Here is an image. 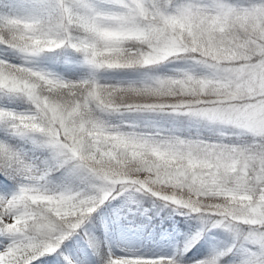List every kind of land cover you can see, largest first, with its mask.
I'll return each mask as SVG.
<instances>
[{
	"label": "snow or ice",
	"instance_id": "6c2138e0",
	"mask_svg": "<svg viewBox=\"0 0 264 264\" xmlns=\"http://www.w3.org/2000/svg\"><path fill=\"white\" fill-rule=\"evenodd\" d=\"M35 0L25 19H0V44L23 57L0 61V91L32 105L26 114L0 110L19 137L38 136L57 167L87 175L92 190L43 187L47 171L0 146V172L21 178L0 199V234L11 243L0 264H34L52 255L117 188H133L234 231L245 229L264 252V0L238 7L229 0ZM72 48L93 72L153 68L184 61L187 70L148 83L78 82L35 70L46 52ZM160 114L232 130L247 144L181 136L164 129L112 125L104 117ZM110 264H171L118 258ZM208 264H219L213 259ZM245 264H256L249 260Z\"/></svg>",
	"mask_w": 264,
	"mask_h": 264
},
{
	"label": "rangeland",
	"instance_id": "374dc122",
	"mask_svg": "<svg viewBox=\"0 0 264 264\" xmlns=\"http://www.w3.org/2000/svg\"><path fill=\"white\" fill-rule=\"evenodd\" d=\"M89 2L106 11H115L107 0H89ZM161 6L164 0H156ZM186 0H173L172 7L182 6ZM258 0H229L234 6H252ZM35 0H0V19H25L33 14ZM70 56L73 69L60 71L41 64L37 59L33 68L67 80L75 76V80L97 79L100 83L141 84L157 78H165L187 70L190 64L184 61L164 62L155 68H140L121 71L93 72L84 62L83 54L75 49L62 48ZM0 61L19 65L23 57L15 50L0 44ZM160 68V72L158 70ZM70 75V76H69ZM0 110L16 114H26L32 111L31 103L18 94L0 91ZM112 125L135 123L138 130L147 131L154 128L164 129L181 136L200 137L206 140H218L221 133L228 134L226 143L247 144L251 137H237L232 130L207 122H196L186 117H171L160 114H133L121 116L111 114L104 117ZM43 139L38 136L19 137L14 135L6 121H0V146H6L10 151L21 155L26 162L33 163L41 170H46L51 162V154L39 145ZM47 153L48 158H43ZM60 181L56 184L47 179L43 187L51 192L64 189L92 190L95 182L87 175L73 172L67 166L59 167L57 175ZM57 178V180H59ZM52 181V180H51ZM21 178L7 173L0 174V199H10L18 191ZM152 206L149 207L147 202ZM155 209L154 212H152ZM98 223L107 250L112 258H147L172 259L180 255L181 250L187 251L191 246H198L199 253L186 256V264H208L218 259L219 264H245L252 260L256 264H264V252L254 246L245 229L234 231L225 223L201 213L191 212L187 208L173 205L168 201L154 196L151 192L136 191L133 188H123L120 192L113 190L108 199L92 213L88 219L60 245L59 251L70 264H99L91 239L96 237L94 224ZM97 229V227H96ZM87 234V235H86ZM91 238V237H90ZM11 243L10 238L0 234V252ZM183 260V258L181 259ZM45 264V263H37Z\"/></svg>",
	"mask_w": 264,
	"mask_h": 264
},
{
	"label": "trees",
	"instance_id": "16d2710c",
	"mask_svg": "<svg viewBox=\"0 0 264 264\" xmlns=\"http://www.w3.org/2000/svg\"><path fill=\"white\" fill-rule=\"evenodd\" d=\"M5 33H0V35H3ZM79 54H81L80 52H78ZM69 55L68 53H64L62 51V49H57L53 52H46L44 54H42L40 57H38L37 59L42 63V64H46L49 67H52L54 69H58L60 71H68L70 72L73 69L72 64H70V60L69 59ZM155 68V67H153ZM159 72H160V68H158ZM70 76V75H69ZM70 78H68L66 81H71V82H78L80 80H75L72 78H75V76H70ZM102 84H112V85H117V83H102ZM49 155L47 153L43 154V158H48ZM0 173H5V172H0ZM47 180L53 184H56L60 181L59 177L57 176L59 174V167L55 166L52 162L49 163V166L47 168ZM57 178L59 180H57ZM52 180V181H51ZM199 247H201L200 245L198 246H191L187 251L185 250H181L180 255L178 257H176L175 259L172 260H165L166 262L170 261L171 264H186V256H192L194 255L196 252L199 253ZM94 250L97 256L98 261L100 262V264H110V261L113 259L111 258V256L109 255L105 245L100 242V243H94ZM183 258V260H181ZM38 260V261H37ZM35 260L34 262H47L49 264H69L65 258L62 257V255H59L57 253H53L52 255L48 256H41L39 259Z\"/></svg>",
	"mask_w": 264,
	"mask_h": 264
}]
</instances>
